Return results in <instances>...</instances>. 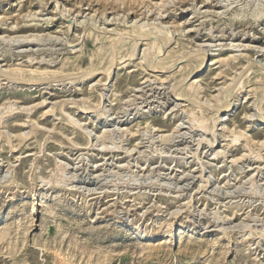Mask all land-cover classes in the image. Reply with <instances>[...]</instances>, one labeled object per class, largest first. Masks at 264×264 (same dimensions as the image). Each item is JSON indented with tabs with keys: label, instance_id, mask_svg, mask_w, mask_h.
<instances>
[{
	"label": "rangeland",
	"instance_id": "1",
	"mask_svg": "<svg viewBox=\"0 0 264 264\" xmlns=\"http://www.w3.org/2000/svg\"><path fill=\"white\" fill-rule=\"evenodd\" d=\"M126 2L0 0L3 27L54 20L50 34L32 36L22 48L5 43L34 33L0 28V70L6 71L0 105L16 93L47 100L32 111L31 104L14 101L18 112L4 119L0 106V121L7 122L0 138V234L6 236L0 264H60L58 251L68 264H264V22L250 16L264 0H170L154 15ZM143 23L149 30L168 28L173 42L164 44L156 34L141 38L135 29ZM114 39L121 56L109 80L103 73L77 80L100 50L109 61ZM135 44L136 57L125 56ZM206 54V66L193 77L196 59ZM16 69L48 76L13 89L7 76ZM194 81L201 93L177 100L174 87ZM105 89L101 113L119 117L95 127L97 113L83 106H97ZM64 99L65 112L56 107L50 115ZM224 104L223 134L212 146L214 136L192 132L189 117L194 107L211 106L203 112L211 119L223 114L217 110ZM156 106L162 111L118 124ZM65 118L87 124L91 135L73 130ZM22 133L27 137L20 142ZM235 134L240 140L231 144ZM57 175L63 187L45 186ZM27 190L34 192L23 196ZM138 221L159 233L154 241L134 233Z\"/></svg>",
	"mask_w": 264,
	"mask_h": 264
},
{
	"label": "bare ground",
	"instance_id": "2",
	"mask_svg": "<svg viewBox=\"0 0 264 264\" xmlns=\"http://www.w3.org/2000/svg\"><path fill=\"white\" fill-rule=\"evenodd\" d=\"M109 2H111V4L114 5V3L116 4L117 2H121L122 4H125L127 3L126 1L127 0H108ZM132 0H130V3H133L131 2ZM135 3L138 4V6H141L143 9H145V12L146 14L148 15H154V13L156 12H159L160 10H163V8L165 6H168L170 0H134ZM208 1V0H207ZM82 2V1H81ZM107 2V1H106ZM204 2H206V0H204ZM129 3V4H130ZM233 3V2H232ZM231 3V4H232ZM82 4V3H81ZM121 4V5H122ZM136 4V6H137ZM172 4V3H171ZM231 4H228V5H225L223 7H226L228 9L229 6H231ZM120 5V3H119ZM257 9V8H256ZM140 10V9H139ZM165 10V9H164ZM184 11V10H183ZM161 13V12H160ZM160 15V14H159ZM162 15V14H161ZM250 16H252L253 20H254V23L255 24H260L262 22H264V5L261 6L259 9H257L256 11H254L253 14H251ZM3 19V18H2ZM1 19V21H3ZM66 20V19H65ZM5 21V20H4ZM145 22V21H144ZM54 23V20H47L45 22V24H39V23H28V24H24V25H17V28H15L14 26H8V27H3L2 25L4 24H0V28L2 30H4L5 32H9V33H17V32H25V33H29V32H32L34 34H29V35H19V36H11V40H7V43H5L6 46L12 48V47H17V48H22L24 46H27L28 44H30V41H28V39H30V37L32 36H35L37 37L36 40H41V38L39 39L38 37H42L43 35H48L51 33V28L54 26L53 25ZM146 23V22H145ZM157 24V23H156ZM7 25V24H6ZM140 25V24H139ZM148 26V25H147ZM144 23L143 25H140L139 27L137 26V28L135 29V32L138 33V36H141V38H147L149 37L150 35L152 34H156L155 36L157 37H161L164 41V44H171L173 42V39L174 37L172 38V36L170 37L169 34H168V31L167 29H158V26L154 25L155 28L152 27V29H147V27ZM151 25H149L150 27ZM153 26V24H152ZM161 26V24H160ZM147 27V28H146ZM127 31V30H126ZM192 31V30H190ZM45 32H47L45 34ZM44 33V34H42ZM185 33V32H183ZM21 34V33H20ZM42 35V36H41ZM136 35V34H135ZM10 38V36H8ZM19 37V38H18ZM8 38V39H9ZM95 38V37H94ZM100 38V37H99ZM113 38V37H112ZM20 39H23V40H20ZM96 39V38H95ZM107 39V38H105ZM123 40V39H121ZM110 41V40H109ZM119 40L116 41V39H114L112 41V44H111V53H110V59H108L109 61L106 60V62L104 61L105 58L102 57V50H100L97 54L94 55L95 57V60H93L92 62V65L91 67L88 69L87 73H85L84 75H82L83 73H81L82 76H80L79 74V78L77 80H84L85 78H92V77H95L96 75L98 74H105L107 76V78L105 79L106 81L109 80V78L111 77V74L115 68V66H117L118 64L116 63L117 62V58L121 55L118 56V52L116 53V51L118 50L119 48ZM92 43V42H91ZM93 44V43H92ZM95 45V43H94ZM92 45V46H94ZM155 46V43L153 44ZM102 46V45H101ZM156 47V46H155ZM99 48V46H98ZM108 47H106L107 49ZM40 49V48H39ZM45 49V48H44ZM105 49V48H104ZM137 44H135L131 51L128 52V54H126L125 56H130L131 58L133 57H136L137 55ZM159 49V48H158ZM37 50V49H36ZM82 50V49H81ZM126 50V49H124ZM125 52V51H124ZM151 52V49H146L143 53L144 57L147 58L146 56L148 55V53ZM22 53H25V50H21L19 52V55H21ZM200 53V52H199ZM125 54V53H124ZM208 54V53H207ZM207 54L206 55H203L201 58H197L196 61H195V64L198 65V67L194 70L193 72V77L197 76L200 74V72L203 70V68L206 66L207 64ZM0 56H3V55H0ZM68 60V59H67ZM90 60H92L90 58ZM122 60V59H121ZM51 61V60H50ZM225 61V60H223ZM66 62V61H65ZM98 62V64H97ZM54 63V61H53ZM167 63V62H166ZM159 65H165V60H159L158 62ZM52 65V64H51ZM194 65V64H193ZM53 67V66H51ZM64 67V65H63ZM87 68V67H86ZM1 69V68H0ZM61 69V68H60ZM86 70V69H85ZM61 71H65L64 68L61 69ZM32 72V73H30ZM27 71V70H23V69H16L14 70L13 72H10V75L7 76V78L9 79L10 81V84H12L13 86V89H15V85H17L20 81L23 82L25 81L24 83H27V82H37L39 80H37L38 78H41V77H46L48 76L46 72H43V71H39V72H36L35 74L33 73V71ZM58 72V71H56ZM9 74V73H7ZM50 74V73H48ZM6 75V71L5 70H0V78L2 76ZM70 75V74H69ZM72 75V74H71ZM190 76V75H189ZM247 76V75H246ZM244 76V77H246ZM185 79V78H183ZM182 79V80H183ZM244 79V78H242ZM247 79V78H246ZM5 80V79H4ZM72 80V79H71ZM182 80L178 81L177 84L181 83ZM27 81V82H26ZM240 81V80H238ZM257 81V80H256ZM260 81V80H259ZM76 80H72V86L71 87H74V88H77V86L79 85L78 84H75ZM78 82V81H77ZM240 82H238V84L236 85V88H238L240 86L239 84ZM246 83V82H244ZM9 84V86H11ZM20 84V83H19ZM247 84V83H246ZM259 84V83H258ZM244 85V84H243ZM202 86L200 85L199 82H196L194 81L188 88H178V87H174V91L177 92V100H181V99H184V97L188 96L190 93H197V94H200L201 93V88ZM264 90V89H263ZM108 92L107 89H105L104 91H102V94H101V97H100V100H99V103L97 106H83V109H85L84 111H89V110H95V112L97 113V116L92 120V125L95 126V127H103V128H106L107 126H110V122L113 120V123H116V120L118 119V117H116L115 119L114 118H111L110 115H108L107 113H101L102 112V105H103V100L105 98V94ZM75 93H77V90H75ZM264 93V92H263ZM32 94H35L34 92H32ZM68 96H73L72 94L71 95H68ZM17 98V99H15ZM67 98V97H66ZM40 99V98H39ZM36 100L34 99V97L31 95V97H27L26 94H20V93H16L14 96H11V97H8L6 98L5 102H3L0 106L3 107V110L5 108V114L6 116H2V119H4L5 117H7V114H11L12 112H15L16 110H18V108L16 107V105L13 104L14 101H16V103H26V104H31L29 109L27 108V111H32L33 109L37 108V107H41L42 104H45V102L47 101L46 99H43V100ZM71 99V98H69ZM75 99V98H74ZM20 100H23L22 102ZM72 100V99H71ZM76 100V99H75ZM240 100V99H239ZM67 100L64 99V100H61L60 102L57 101V103H54V104H57V106H53L49 109L48 113L51 115L52 113L55 112V109L56 107H59V110L61 112H65V102ZM219 101V100H217ZM59 102V104H58ZM77 102V101H76ZM74 100H72L71 103H76ZM220 102V101H219ZM195 103H198L197 100H195ZM218 103V102H217ZM216 103V104H217ZM221 103V102H220ZM219 103V104H220ZM224 103V102H222ZM128 105V104H127ZM160 106V105H159ZM159 106H156L154 109H151V110H141V112H137V114L133 117H131L129 114V116L124 119V117H122L123 119H121L120 121L118 120V124L122 127V126H126L128 124H132L133 122H135L137 119H140L141 117H143L144 115L146 114H157L158 112L162 111V108H159ZM217 106V105H215ZM142 107V106H141ZM211 106H208L206 108L202 107V106H196L193 108L192 110V115L189 117V120H190V123H191V126H190V129H192L191 131L193 132H198V133H202V135H213L214 136V141L211 142L212 146L216 144L220 134L223 132H219V126L223 123V120H222V115L228 113L229 111V106L228 105H223L222 107L220 106L219 110H217L218 112H221L223 111V114L221 113H217L216 116H214L213 118L211 119H207L206 116L203 115V112L206 111L207 109H209ZM235 107H238V103L236 104ZM151 108V107H150ZM200 108V109H199ZM8 109V110H7ZM204 109V110H203ZM172 110V109H171ZM199 110V111H198ZM23 111V110H22ZM3 112V113H4ZM18 112V111H16ZM1 113V112H0ZM20 113V112H19ZM29 113V112H28ZM124 113V112H122ZM29 115V114H27ZM139 115V116H138ZM124 116V115H122ZM260 117L263 118L261 121V126L264 127V113H261L260 114ZM121 118V117H120ZM65 120L68 122L67 126L71 127L73 130H77V131H81L83 135H91L90 131L88 130V126L87 124H84V123H78L77 121H73V123L70 121V119L68 118H65ZM74 122H77V123H74ZM189 122V121H188ZM6 124L7 122H5L4 120L3 121H0V138L2 137L3 135V132L1 131V129L5 128L6 127ZM182 125V124H181ZM180 127V126H179ZM182 127V126H181ZM189 128V127H188ZM120 130H122L121 128H119ZM128 130V127L126 128ZM105 130V134H106V131L108 129H104ZM118 130V129H117ZM109 132V131H107ZM146 133V132H145ZM110 134V133H109ZM22 133V137L20 139V142H23V140L26 139L27 135H24ZM45 135H47V133L45 132ZM50 135V134H49ZM241 135V134H240ZM189 136V135H188ZM44 137V136H43ZM90 137V136H89ZM88 137V144L91 142L90 138ZM233 138L230 140V143L232 144L233 143H237L239 140H240V136H237L236 134L234 136H232ZM66 138V137H65ZM47 139V138H46ZM49 139V138H48ZM51 139V138H50ZM62 139H64L63 137L60 139H58L59 141L62 142ZM203 139H205V137H202L201 140L199 141V145L202 144L203 142ZM44 140V139H43ZM57 140V139H56ZM55 140V141H56ZM9 143L10 142V139H8ZM64 142V141H63ZM62 142V143H63ZM8 143V144H9ZM57 145V144H55ZM236 145V144H235ZM10 146L12 148H15V145L14 144H10ZM41 148L43 147V144L40 145ZM106 149V148H105ZM98 151H101V150H98ZM102 152H107V153H110L111 150L107 149L105 151L102 150ZM223 153L222 152V156L221 157H217V159L220 161L222 160L224 157H223ZM160 154V153H159ZM220 155V154H218ZM164 156V155H163ZM169 156L166 155V158H168ZM61 179H62V175L61 176H55L54 178L51 177V179L48 180V183L45 184V186H48V185H51V183H57V185L63 187L64 186V183L61 182ZM9 180V179H8ZM45 181V179H44ZM9 182V181H8ZM18 182V180L15 181V183ZM47 182V181H46ZM0 183H3V182H0ZM5 183V182H4ZM19 184V182H18ZM130 184V183H129ZM0 188H2V186L0 185ZM51 190V189H50ZM168 190V189H167ZM24 192V191H23ZM22 192V193H23ZM28 193H32L34 191L32 190H27L24 192L23 196L26 195ZM253 193L256 194V191H253ZM31 195V194H30ZM220 195V194H219ZM34 209H35V206H34ZM179 214V212H178ZM119 219V222H122L123 221V216H118L116 217ZM216 218V217H215ZM227 220V219H225ZM229 221V220H228ZM142 223V222H141ZM208 225V224H207ZM245 225V224H244ZM221 226V225H220ZM143 226L140 224V222H136L134 224V227L132 228L135 232V234L137 235H140L141 238H144L143 241H146V242H152L156 239L157 235L159 234L158 232H155V230L153 231H150V232H146L145 230H143ZM116 231V230H115ZM145 231V232H144ZM171 231L168 230L166 231V233H168ZM225 230L223 232H221L220 234L224 233ZM257 235V234H256ZM6 236L4 234H0V241H2ZM158 239V238H157ZM49 247V246H48ZM148 248V247H146ZM152 248V247H150ZM51 250V249H50ZM56 250V249H55ZM202 250V249H201ZM57 252V251H56ZM153 253V252H152ZM157 256V255H156ZM52 257V256H51ZM55 259L57 258V260H59V263L60 264H68L67 263V258L65 256V254L63 253H59V251L56 253V257H54ZM54 263V262H53ZM56 263V262H55ZM71 263V262H70ZM76 264V263H75Z\"/></svg>",
	"mask_w": 264,
	"mask_h": 264
}]
</instances>
